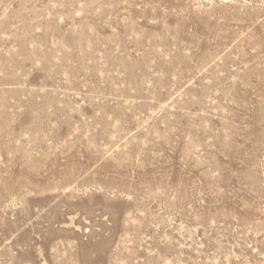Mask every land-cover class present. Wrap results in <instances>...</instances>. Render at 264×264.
I'll list each match as a JSON object with an SVG mask.
<instances>
[{
	"label": "rangeland",
	"instance_id": "obj_1",
	"mask_svg": "<svg viewBox=\"0 0 264 264\" xmlns=\"http://www.w3.org/2000/svg\"><path fill=\"white\" fill-rule=\"evenodd\" d=\"M0 264H264V0H0Z\"/></svg>",
	"mask_w": 264,
	"mask_h": 264
}]
</instances>
